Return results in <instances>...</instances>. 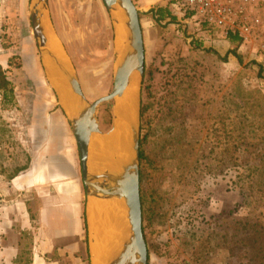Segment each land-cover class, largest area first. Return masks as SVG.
I'll list each match as a JSON object with an SVG mask.
<instances>
[{
  "label": "rangeland",
  "instance_id": "obj_1",
  "mask_svg": "<svg viewBox=\"0 0 264 264\" xmlns=\"http://www.w3.org/2000/svg\"><path fill=\"white\" fill-rule=\"evenodd\" d=\"M13 1L0 52L14 92L10 102H0V207L24 203V195L9 196L8 182L39 155L47 130L39 137L37 119L59 111L79 155L41 62L30 0ZM133 2L145 45L140 178L148 264H264V0L258 8L263 25L247 44L215 43L214 31L187 20L172 0ZM49 4L51 33L86 97L93 102L110 94L118 24L103 0ZM158 7L176 20L158 21L151 12ZM18 120L21 125L12 124ZM98 121L102 134L96 136L108 135L117 121L114 108L100 105ZM15 213L19 219L6 215L4 222L13 236L0 228V264H31L30 231L20 233L17 257L1 245L15 243L23 228L19 208Z\"/></svg>",
  "mask_w": 264,
  "mask_h": 264
},
{
  "label": "water",
  "instance_id": "obj_2",
  "mask_svg": "<svg viewBox=\"0 0 264 264\" xmlns=\"http://www.w3.org/2000/svg\"><path fill=\"white\" fill-rule=\"evenodd\" d=\"M113 20L126 29L125 36L118 40L115 50L114 85L110 94L93 102L86 97L76 68L63 53L60 58L50 48L51 33L49 0H30L29 15L41 62L53 81L58 93L57 77L67 85L77 98L74 112H69L59 102L75 136L82 179L88 198H119L125 202L127 229L123 233L116 253L110 255L105 264H148V246L143 230V209L140 178L141 140V80L145 69L144 35L140 11L133 0H103ZM117 36V30H116ZM55 37V36H53ZM118 39V36H117ZM134 71L139 72L137 93L131 96L129 87ZM132 99L135 116L128 123L126 157L118 164L107 158L98 157L90 161V145L96 134H102L98 121V108L103 103L115 110L117 120H127L119 105Z\"/></svg>",
  "mask_w": 264,
  "mask_h": 264
},
{
  "label": "crops",
  "instance_id": "obj_3",
  "mask_svg": "<svg viewBox=\"0 0 264 264\" xmlns=\"http://www.w3.org/2000/svg\"><path fill=\"white\" fill-rule=\"evenodd\" d=\"M11 3L13 6L14 1ZM10 7L8 5L6 12ZM58 94L62 97V89ZM12 124L21 125V120ZM34 125H37L39 137L42 128L47 130V134L31 167L12 175L8 182L9 196L24 195L25 200L18 206L0 207V228L6 236L10 238L13 234L4 228L5 216L10 221L19 219L15 218L17 208L23 225L22 230L16 232L15 243L2 242L4 253H15L17 257L20 253L18 237L20 233L30 231L31 264H94V238L88 207L90 198L85 196L80 157L72 142L69 125L59 111L48 119H37ZM34 200L37 205H32Z\"/></svg>",
  "mask_w": 264,
  "mask_h": 264
},
{
  "label": "bare ground",
  "instance_id": "obj_4",
  "mask_svg": "<svg viewBox=\"0 0 264 264\" xmlns=\"http://www.w3.org/2000/svg\"><path fill=\"white\" fill-rule=\"evenodd\" d=\"M126 29L122 25L117 27L118 40L125 36ZM58 39L51 36L50 48L60 58L63 59V53ZM139 72L134 71L132 81L129 87L131 96L137 93V83ZM57 88L62 89V97H60L63 106L69 112H74L76 108L77 98L74 93L67 87L58 77ZM133 94V95H132ZM121 110L125 111L127 120H117L112 131L108 135L95 136L92 138L90 145V161L94 162L96 158H107L112 164H119L125 157L127 152V137L129 133L128 123L135 116V107L132 99L119 105ZM126 154V155H125ZM90 222L92 227V235L94 243L92 244L94 264H105V260L116 253V249L120 243L123 233L126 231L127 217L125 211V202L119 198H97L91 197L89 202Z\"/></svg>",
  "mask_w": 264,
  "mask_h": 264
},
{
  "label": "built area",
  "instance_id": "obj_5",
  "mask_svg": "<svg viewBox=\"0 0 264 264\" xmlns=\"http://www.w3.org/2000/svg\"><path fill=\"white\" fill-rule=\"evenodd\" d=\"M12 0H0V52L6 28V9ZM180 14L193 24L214 31L215 43L230 42L237 36L242 44L252 42L263 20L258 13L259 0H172ZM3 95L0 90V102Z\"/></svg>",
  "mask_w": 264,
  "mask_h": 264
},
{
  "label": "trees",
  "instance_id": "obj_6",
  "mask_svg": "<svg viewBox=\"0 0 264 264\" xmlns=\"http://www.w3.org/2000/svg\"><path fill=\"white\" fill-rule=\"evenodd\" d=\"M151 12H153L155 14V16L157 17L158 21L165 20V19H167L168 15L169 16L171 15L170 12L168 11V9L164 8V7L154 8V9L151 10ZM170 17H171V20H176L175 16L171 15ZM230 39L234 43L235 42H240V40H239V38L237 36H232L231 35ZM239 59H240V57H239ZM0 90L2 92L3 100L5 102H10L14 98L13 86L8 80V77H7V74H6V70L3 69L1 66H0ZM140 147H141V144H140ZM140 157H142L141 148H140ZM20 170H21V168L16 173H13L12 175L19 173ZM85 225H86V228H87L88 225H87L86 216H85Z\"/></svg>",
  "mask_w": 264,
  "mask_h": 264
}]
</instances>
